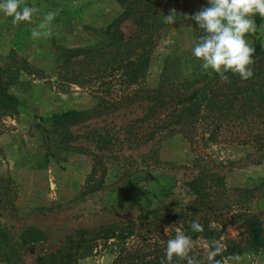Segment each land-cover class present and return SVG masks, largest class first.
<instances>
[{"label":"rangeland","instance_id":"1","mask_svg":"<svg viewBox=\"0 0 264 264\" xmlns=\"http://www.w3.org/2000/svg\"><path fill=\"white\" fill-rule=\"evenodd\" d=\"M157 2L165 22L171 10L176 14L173 23L166 22L168 27L152 54L145 79V87L149 89L161 84L166 64H178V60L192 56L195 64L201 65L192 55L197 42L194 21L185 16L208 4V0ZM25 3L39 8L31 22L13 25L11 18L0 17V67L14 68L22 80H33L28 98L18 106V115L0 121V179L12 180V193L17 194L13 209L9 206L0 209V264H15L16 259L35 264L37 257L54 253L76 230H94L120 221L136 224L137 248L148 253L166 249L164 229L171 226L170 233L184 220L179 213L196 199L187 184L202 172L220 177L223 184L206 199L214 202L212 213L218 221L227 224L219 246L224 249L234 241L243 246L246 234L240 214L249 212L264 218V157L252 147L237 143L195 148L181 134L169 131L158 133L143 145L137 144L139 131H148L147 124H134L146 115L148 107L144 103L122 108L75 129L78 143L103 156L107 168L102 189L92 195L80 198L93 169L90 155L71 154L61 165L52 162L41 168H34L28 160L22 161L36 118L37 122L41 118L49 120L54 114L89 109L98 103L77 86L68 93L57 87L61 82L57 51L94 45L122 12L116 0H25ZM50 11L55 18L42 31L51 34L33 40L31 29L39 28ZM254 19L257 31L246 39L253 48L258 43L264 47V19L260 23ZM123 29L130 35L134 26L125 24ZM156 217L169 218L160 223ZM213 226L221 230L217 223ZM206 247L200 241L196 250ZM121 248L117 239L90 243L82 248L79 264H113ZM224 262L264 264V251L255 256L245 253L239 259L225 257Z\"/></svg>","mask_w":264,"mask_h":264},{"label":"trees","instance_id":"2","mask_svg":"<svg viewBox=\"0 0 264 264\" xmlns=\"http://www.w3.org/2000/svg\"><path fill=\"white\" fill-rule=\"evenodd\" d=\"M116 1L122 12L108 25L97 43L59 49L56 55L57 74L61 80L57 87L65 93L73 86L82 88L98 100L97 105L54 114L49 120L41 118L37 122L36 118L25 143L27 153L22 155V161L28 160L34 168H41L52 162L61 165L71 154L90 155L94 160L93 169L80 198L100 191L107 174L104 157L78 143L75 129L137 103L148 107L146 115L134 122L145 123L148 129L143 133L140 130V135H136L137 144L143 145L158 133L169 131L181 134L195 148L237 143L252 147L264 157V47L260 43L255 45L254 76L247 81L229 72L226 75L230 82L224 83L216 73L205 74L201 65L195 64V59L189 56L178 60V64H166L161 84L149 89L145 87V79L152 54L168 25L157 0ZM207 5L205 3L204 7ZM256 19L261 22L258 15ZM125 24L134 26L130 35L123 29ZM192 26L197 40L203 34L202 30L195 21ZM188 65L192 69L185 75ZM32 83L33 80H22L14 68L0 67V121L18 115V106L25 103ZM13 184L12 180L0 179V209L4 206L14 208L17 194L12 193ZM187 185L196 199L179 213L184 220L176 227L193 240L205 242L208 247L213 240L220 243L227 224L218 221L217 215L212 213L214 202L206 199L211 197L210 192L223 186L221 178L202 172ZM240 216L246 242L243 246L234 241L224 249L221 247L222 254L216 259H222V264H225V257L240 258L245 253L255 256L264 251V218L249 212ZM168 218L159 220L156 217L155 220L163 223ZM193 220H199L202 232L190 229L189 223ZM216 223L221 230L213 226ZM137 234L136 224L126 221L94 230L79 229L67 236L54 253L37 257L35 264H79L85 245L111 239L122 243L113 264H160L165 249L148 253L137 248L134 244ZM169 236H175V229ZM196 251L202 255V251ZM14 263L24 264L21 259Z\"/></svg>","mask_w":264,"mask_h":264},{"label":"clouds","instance_id":"3","mask_svg":"<svg viewBox=\"0 0 264 264\" xmlns=\"http://www.w3.org/2000/svg\"><path fill=\"white\" fill-rule=\"evenodd\" d=\"M37 12L39 8L27 6L25 0H0V17L11 18L13 25L31 22L33 14ZM175 14V10H171V14L165 16L166 22L173 23ZM257 15L264 19V0H208L207 6L186 15L187 19L195 21L203 33L192 48V55L201 61L202 69L218 74L224 83L230 82L226 75L229 72L244 81L251 79L254 76L255 49L246 37L255 35L257 25L254 17ZM54 18L55 13L48 12L39 28L31 29V38L36 40L49 36L50 32L42 30L48 28ZM191 69L192 66L188 65L185 75ZM170 227L164 229V234L169 238L160 264H222V259H216L222 254L218 241H211V246L204 248L201 255L196 251L197 241L180 227L175 228L174 237L169 236ZM189 227L193 232L203 231L199 220L190 221Z\"/></svg>","mask_w":264,"mask_h":264}]
</instances>
